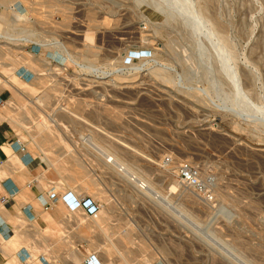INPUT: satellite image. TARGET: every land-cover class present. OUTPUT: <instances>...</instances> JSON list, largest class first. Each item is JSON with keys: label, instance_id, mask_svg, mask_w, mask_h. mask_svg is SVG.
<instances>
[{"label": "rangeland", "instance_id": "obj_1", "mask_svg": "<svg viewBox=\"0 0 264 264\" xmlns=\"http://www.w3.org/2000/svg\"><path fill=\"white\" fill-rule=\"evenodd\" d=\"M0 32L20 38L0 43L18 68L0 66V84L46 164L37 205L81 192L103 220L69 208L60 226L27 208L15 224L43 264H74L75 248L78 264H264V0H0ZM184 161L211 199L170 189Z\"/></svg>", "mask_w": 264, "mask_h": 264}, {"label": "crops", "instance_id": "obj_2", "mask_svg": "<svg viewBox=\"0 0 264 264\" xmlns=\"http://www.w3.org/2000/svg\"><path fill=\"white\" fill-rule=\"evenodd\" d=\"M6 34L10 35L9 37H16L18 39L16 35L8 32H6ZM1 50L2 49H0V56L12 54L13 57H11V62H4L3 58L0 59V66H3L8 70H12V72H15L16 70L18 71V68L15 69L12 66L16 60L14 58L15 50L7 52ZM1 79L10 84L11 80H7V77L3 76ZM11 87L15 90V92L22 96V98H28L27 95L23 96L21 91L15 87ZM11 98L12 91L0 84V200L3 196L8 198L6 203L2 204L0 202V216L5 220V224L1 229L2 233H0V243L4 244L3 239L6 238L5 236L7 234H11V238L7 241L6 246L2 245L3 255L7 256V259L13 256L14 249H16L17 246H26L30 242L27 240L19 243L17 242L16 245H14L15 243L12 240L15 234L18 232L24 233V231L19 230V224H15V222H25L29 219L26 216L27 208L30 210L33 208V211H36L37 209V214L40 215V217L43 214L44 210H42V206H38L37 204L39 200L38 196L44 191L38 186V184L41 183L39 176H42L46 166L45 162L40 158L33 157L28 153V151L24 152L19 149V146L16 143L18 137V134L16 133V125L9 118L6 110L7 102ZM18 108L19 107L14 108L10 106V110H12V112H17ZM19 120L20 123L24 122L23 119L19 118ZM25 145L27 147L26 141ZM52 208V214L62 212L65 215V213L69 211V207L62 199L58 203L54 202ZM40 217L38 219H41Z\"/></svg>", "mask_w": 264, "mask_h": 264}, {"label": "built area", "instance_id": "obj_3", "mask_svg": "<svg viewBox=\"0 0 264 264\" xmlns=\"http://www.w3.org/2000/svg\"><path fill=\"white\" fill-rule=\"evenodd\" d=\"M16 143L18 144L20 150H22V151L27 150L24 141L21 140V137H19V136L17 137ZM164 162L167 164H171L173 162V158L168 156V157L164 158ZM176 171H177L176 174L178 177L177 179L181 184H183L184 186H186L188 188H191L196 194H198L199 196H202V198H205V199H211L212 198L211 194H209V192H208L206 182L201 177V173H200L199 168H197L195 165H193V163H191L190 161L181 162L177 166ZM74 194H75V196L73 197V200L71 201V204H70L71 206L68 205L70 208V213H73L77 210H80L83 212L82 213L83 215L88 216L90 218L91 217L96 218L100 212V211H98L99 207L95 205L93 208H91L89 202H87V200H86V196H84L81 192H75ZM48 196L51 198L50 200H52L53 194L50 193ZM7 199L8 198L3 196L0 200V202L2 204H4V203H6ZM52 202H54V201H52ZM46 208H48V204L46 205ZM4 224H5V220L2 219L0 216V230L2 229ZM78 226H77V228H78ZM1 247H2V245L0 244V256H1ZM17 253H19V252H16V254ZM41 258H45V257L42 255V253H39L38 259L40 261H41ZM23 259L24 260L22 261V258L20 257V260L22 261V263H19V264H26L29 261V260H27V258H23ZM47 261L49 263H51L52 259L50 258V260H47ZM0 264H4L2 260H0ZM71 264H73V263L71 262ZM82 264H102V263L98 262L94 255H91V256H87V257L83 258Z\"/></svg>", "mask_w": 264, "mask_h": 264}, {"label": "bare ground", "instance_id": "obj_4", "mask_svg": "<svg viewBox=\"0 0 264 264\" xmlns=\"http://www.w3.org/2000/svg\"><path fill=\"white\" fill-rule=\"evenodd\" d=\"M2 1H4V0H2ZM7 0H5V2H6ZM10 35H7L6 33H3V32H0V43L1 42H6V43H8L10 40H14V41H19L20 40V38H16V37H9ZM22 39V41H26V42H31L32 41V38L31 37H22L21 38ZM42 79V78H41ZM27 113L25 112V115H26ZM29 123H30V121H28ZM52 138V137H51ZM49 140H51V139H49ZM24 143H25V141H24ZM27 148V147H26ZM28 150V149H27ZM107 156V155H106ZM105 156V157H106ZM108 157H110V155H108ZM73 158V157H72ZM67 160V159H66ZM78 160V159H77ZM113 160V157H110L107 161H112ZM76 161V160H75ZM174 163H177V162H174ZM80 165V164H79ZM82 167H83V165H82ZM87 171V170H86ZM123 171V170H122ZM126 171V170H125ZM177 171L175 170V173H176ZM84 173H85V171H84ZM167 173H169V172H167ZM86 174H88L87 172H86ZM128 174V173H127ZM131 174V173H130ZM128 175V176H130V178H132L131 176L132 175ZM158 174V173H157ZM134 176V175H133ZM161 176L162 177H166V175L165 174H161ZM133 178H135V177H133ZM139 181V180H138ZM143 181V180H142ZM141 181V184H142V186L143 187H149V189L151 188H153L152 186H151V184L148 182V184L146 183V182H142ZM139 183V182H138ZM137 183V184H138ZM182 184L178 181V180H176V179H174V181H173V183H171V190H177V188L179 187V186H181ZM103 191V190H102ZM53 204H54V202H52V207H53ZM49 209V208H48ZM103 210V209H102ZM67 213L68 212H66L65 213V215H67ZM43 215H46V216H48V220H50V221H55L56 223H58V225H60L59 223H63V219L60 221V220H57L56 218H55V215H53L52 213H51V210H44L43 211V214H42V216ZM64 215V216H65ZM102 215L99 213L98 215H97V217L95 218V217H91L93 220H94V223L96 224V225H98L99 224V222L101 223L103 220H101L102 219V217H101ZM90 218V219H91ZM104 218V217H103ZM104 220H105V218H104ZM86 224L87 222H86V220H84V219H82L81 221H80V225L78 226V228H80V226L82 225V224ZM94 225V224H93ZM61 226V225H60ZM90 227H92V223L90 222ZM86 228H89V225H85V226H83L82 228H80V233H81V236L83 237H86L87 236V234L86 233H88L86 230ZM58 229V226L56 225V224H51V225H48V227H47V229H46V231H48L49 233H50V236H49V238L50 239H48L49 241H50V245H52V243H53V245L55 246V247H58V248H60L61 246H64L65 245V243H66V241H68V240H66V239H64V240H61L55 233H53V232H56V230ZM73 231V230H72ZM78 231H79V229H78ZM52 233V234H51ZM74 233V232H73ZM79 233V232H78ZM31 236L32 235H30V233L28 234L27 232H18L17 234H15V236H14V238H13V242L16 244L17 242L19 243V242H23V241H27L28 239H31ZM62 238V237H61ZM29 241V240H28ZM52 242V243H51ZM13 243V244H14ZM71 243V242H70ZM68 246V245H67ZM23 247H26V248H28V251L29 252H31V254L29 253V256H30V258L28 259L29 261L26 263V264H43L39 259H38V255H39V253H36V252H38L39 250H40V246L39 245H33V242H29L26 246H23ZM69 247V246H68ZM39 248V249H38ZM97 248V247H96ZM37 249H38V251H37ZM50 249L48 248V250L47 251H49ZM110 250V249H109ZM76 254H77V256H76ZM70 255L72 256V259H73V261H74V264H78V263H76V262H78V261H80V260H82V257H83V253H81L80 251H78V250H76V248L74 249V250H72L71 252H70ZM3 250H2V247H1V256H0V260H2L3 261V263L4 264H19V263H22V261L18 258V256H16V255H14L13 254V256L12 257H10L9 259H7L6 261H4V258H3ZM45 256V255H44ZM49 256H51L50 254H49ZM79 256V257H78ZM53 263H51V264H61L60 262L61 261H59V260H54V261H52Z\"/></svg>", "mask_w": 264, "mask_h": 264}]
</instances>
